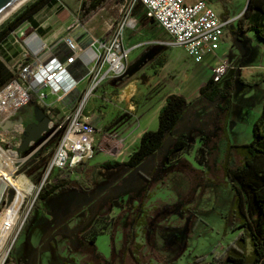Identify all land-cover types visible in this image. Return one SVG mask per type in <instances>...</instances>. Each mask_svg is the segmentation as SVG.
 <instances>
[{"label":"rangeland","instance_id":"374dc122","mask_svg":"<svg viewBox=\"0 0 264 264\" xmlns=\"http://www.w3.org/2000/svg\"><path fill=\"white\" fill-rule=\"evenodd\" d=\"M32 1H26L0 26ZM248 1L208 0L221 18L232 20L217 52L229 64L219 86L225 88L233 81L231 108L237 120H230L231 110L221 109L198 92L190 94L191 103L179 126L155 154L132 169L100 166L109 160L123 162L137 149L145 123L141 113L161 102L171 76L176 75L177 91L190 92L188 77L195 81L204 66L180 47L171 50L168 45L154 42L165 40L167 33L145 20L140 28L125 30V45L132 49L122 75L108 79L89 95L91 76H87L66 103L54 108L61 122L78 100L86 98L85 112L97 129L94 154L85 163L48 175V182H76L33 206L14 241L13 262L122 264L125 260L135 264V256L140 257V264H192L198 257L209 260L223 253L237 239L243 228L227 167H236L242 159L237 148L230 145L252 140L254 123L264 108V79L252 84L237 80L242 66H264V42L252 29L242 33L237 24ZM82 2L56 0L45 6L12 32L5 47L13 53L20 42L25 46L26 39H32L42 28L49 38L60 39L80 31L105 37L128 13L130 17L133 14L112 0L83 24ZM161 54L169 58L164 76L159 75L161 66L154 65ZM25 61L20 55L8 65L18 72ZM129 85L134 87L131 94L126 92ZM219 103L225 105L224 100ZM35 108L31 102L21 110L27 123L35 120ZM157 126L154 124V129ZM182 133L190 145L169 158V150ZM56 141H50L35 155L39 160L34 162L33 158L27 165L29 169L23 167L35 183L45 180ZM15 183L25 184L22 179ZM247 243L251 250L250 237Z\"/></svg>","mask_w":264,"mask_h":264},{"label":"built area","instance_id":"2783aa9c","mask_svg":"<svg viewBox=\"0 0 264 264\" xmlns=\"http://www.w3.org/2000/svg\"><path fill=\"white\" fill-rule=\"evenodd\" d=\"M142 4L150 25L166 31L173 44L185 50L195 62L220 48L225 28L232 22L221 18L206 0H127L123 5L131 12ZM120 21L108 37L91 34L93 51L85 63L89 72L78 80L71 65L80 59L87 48L82 47L71 34L64 37V57L54 54L55 47H44L40 52L25 50V62L17 77L0 90V264H6L14 241L33 208L37 196L54 170L74 168L89 161L94 154L97 131L91 117L85 112V99L66 112L59 122L55 107L66 103L87 76L90 89H97L108 79L122 75L132 48L125 45V30L136 22L128 16ZM229 64L221 60L213 69L211 79L219 83L227 73ZM35 98L36 104L50 117L49 130L38 141L31 142L27 151H19L27 123L20 112ZM56 141L42 184L35 183L24 166L29 169L35 156L50 141ZM36 157V158H35ZM34 158V160H33ZM33 160V161H32ZM22 179L25 186L17 187L11 180ZM21 195L18 206L15 202ZM27 210V212H25ZM25 213V214H24Z\"/></svg>","mask_w":264,"mask_h":264},{"label":"trees","instance_id":"16d2710c","mask_svg":"<svg viewBox=\"0 0 264 264\" xmlns=\"http://www.w3.org/2000/svg\"><path fill=\"white\" fill-rule=\"evenodd\" d=\"M112 0H83L81 4L80 22H88L101 8L106 6ZM124 4L127 0H115ZM56 0H33L25 5L15 16L0 26V90H2L10 81L17 77L18 72L13 70L1 58L5 53V46L12 32L26 21L33 19L34 15L47 5H53ZM225 19V18H223ZM246 20L250 23L251 29L255 32L257 38L264 42V0H249L248 5L242 14L240 20ZM110 29L105 37L112 33ZM167 60L165 54H161L154 62V65L163 66ZM71 72L81 80L89 70L80 60L71 65ZM240 83H245L239 78ZM234 84L230 80L227 87L222 88L210 79L203 85L199 92L200 96L207 98L211 103L221 109L230 112L232 107V92ZM224 100L225 105H220L219 101ZM32 102L36 104L35 98ZM190 101L181 94L170 93L166 96L165 104L161 107L158 114V126L156 129L145 130L140 138L139 145L133 151L127 160L120 162L109 160L100 164L101 167H119L126 166L130 169L137 167L148 157L155 154L165 143L166 138L179 126L185 115ZM37 105V104H36ZM38 106V105H37ZM190 145V141L185 133L176 138L175 143L169 150V158L178 151ZM236 147L242 163L234 168L227 167L228 173H231L233 186L236 191L235 209L240 219L242 231L233 243H229L221 254H215L211 259L198 257L192 264H264V108L253 126V138L251 141L243 144L230 145ZM232 158V151L228 154V159ZM73 180H57L55 182H46L39 192L35 204L42 198L56 193L62 188L69 187ZM17 187L24 185L15 183ZM26 189L27 186H26ZM34 204V205H35ZM248 237H250L252 248H248ZM6 264H17L12 261L11 254Z\"/></svg>","mask_w":264,"mask_h":264},{"label":"crops","instance_id":"0c3cea01","mask_svg":"<svg viewBox=\"0 0 264 264\" xmlns=\"http://www.w3.org/2000/svg\"><path fill=\"white\" fill-rule=\"evenodd\" d=\"M191 1H193V0H191ZM206 1L208 2V0H206ZM208 4L210 5L209 2H208ZM241 16L242 15H240L239 17L241 18ZM132 18L136 22V25H135V27H133V29H136L138 27L140 28L142 26L144 20L147 21L149 26L157 28V29H161L155 25H150V23L148 22V20L145 16L144 7L140 3L133 10ZM240 18H239V20H237L238 21L237 24H238V28L241 29L242 33L246 32L247 29H251L250 23L244 19L240 20ZM225 19L231 20L229 18H225ZM231 24H232V22L228 26H230ZM161 30H163V29H161ZM46 35H47V32L44 28L37 29L36 32L32 35L33 36L32 39H30V38L26 39L25 46L23 44H21V42H20L18 49L16 51H14L13 53H10L8 51V49H5V53L3 55H1V58L3 59L2 56H5V58L7 60L6 59H3V60L8 65V62L14 61L20 55L25 56V50L26 49H30L33 53H38L42 49H44V47H47V46H50V47L56 46V49L54 50V54H57L61 57H64V52H65L64 51V48H65L64 38L63 37L60 39L58 37L49 38V36H46ZM73 36L78 40L79 44L82 47L87 48V50L83 53L82 57L78 60H80L84 64L89 62V59L91 58V56L93 54L92 49L89 47L91 44L90 32L89 31H85V32L80 31V32L76 33L75 35L73 34ZM165 38H166L165 40L156 39L153 41L156 43L168 45V46L172 47L171 50H174V48L178 47V46L173 44L172 37L168 33H167ZM224 38H225V33L223 35L222 40H224ZM125 42L128 43L127 40H125ZM126 47L132 48V46H129L127 44H126ZM247 51H248V54H252V50L247 49ZM221 60H223V57L218 52H216L215 54H208L201 61V64H204V66L202 67L201 73L199 75L200 77L194 81L192 79L190 80L189 77L186 76V77H188L187 80L189 82L190 87L192 88L190 92L188 91L189 93L177 91L175 89L177 87V82H176L177 79L174 78V76L176 77V75L171 76L170 82L168 81V85H167V89H166L167 91L165 90L166 93H165L163 99L161 100V102L154 105L151 110L145 109V111L144 110L142 111L141 117H142V119H144V121L146 123V124L142 123L143 128H144L143 132L145 130H148V129H154L156 127V125H158V114H159L161 107L165 104V99H166V96L168 94H170V93L181 94V95L185 96L188 101H190L188 99L190 94H194V93L198 92V94L200 95V92H199L200 88L203 85H205L211 79L214 67ZM168 61H169V58H167L165 64L160 67L159 75L163 74V76H164V69L166 68V66L168 64ZM240 69H241V72H240V75L237 77V80L239 78H242L245 81V83H251L252 84V83H257L260 80L264 79V66L263 65L249 64L247 66H242ZM219 83H217L218 86H219ZM126 92H129L130 94L133 93L134 92L133 85L132 86L129 85V87L126 89ZM236 116H237V114L234 113L233 108H231V112L229 114L230 120H237ZM154 124H155V127H154ZM125 255H126V253L123 252L122 258H124ZM133 258H136V257H133ZM137 260H138V262L135 260V264H140L141 263L140 257H138ZM122 264H128V263L124 260Z\"/></svg>","mask_w":264,"mask_h":264},{"label":"water","instance_id":"95a60500","mask_svg":"<svg viewBox=\"0 0 264 264\" xmlns=\"http://www.w3.org/2000/svg\"><path fill=\"white\" fill-rule=\"evenodd\" d=\"M16 1L18 0H0V15ZM50 120L45 110L36 105L35 120L27 124L26 131L22 136V143L18 150L25 152L28 150L31 142L40 140L43 134L49 130ZM25 168H23V170Z\"/></svg>","mask_w":264,"mask_h":264},{"label":"bare ground","instance_id":"6f19581e","mask_svg":"<svg viewBox=\"0 0 264 264\" xmlns=\"http://www.w3.org/2000/svg\"><path fill=\"white\" fill-rule=\"evenodd\" d=\"M26 1L28 0H18L16 1L13 5H11L6 11H4L1 15H0V24H2L3 21H5L12 13H14L16 10H18V8H20ZM12 183L15 185L16 180H11ZM18 181V180H17ZM23 186H21L22 188ZM24 189H26V186L24 184ZM28 188V187H27ZM21 195H19L16 199V206L19 205L20 201H21Z\"/></svg>","mask_w":264,"mask_h":264},{"label":"flooded vegetation","instance_id":"af4514ba","mask_svg":"<svg viewBox=\"0 0 264 264\" xmlns=\"http://www.w3.org/2000/svg\"><path fill=\"white\" fill-rule=\"evenodd\" d=\"M27 123V122H26ZM28 124V123H27ZM135 257V256H134ZM137 262H138V260H137V258H134Z\"/></svg>","mask_w":264,"mask_h":264}]
</instances>
